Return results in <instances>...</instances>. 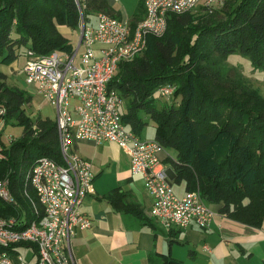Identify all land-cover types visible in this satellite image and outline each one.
<instances>
[{"label":"trees","instance_id":"trees-1","mask_svg":"<svg viewBox=\"0 0 264 264\" xmlns=\"http://www.w3.org/2000/svg\"><path fill=\"white\" fill-rule=\"evenodd\" d=\"M108 8L107 0H0V63L13 64L22 49L37 55L72 52L75 46L60 27L80 28L82 17L92 24L99 10L122 17ZM138 8L137 14H142L132 18V26L146 14L144 0ZM198 8L205 10L194 11ZM232 54L250 58L254 72L264 71V0H227L218 9L198 6L171 14L164 35L150 36L141 54L121 62L108 86L124 100L122 121L130 130L139 136L149 117L155 123V140L176 151V182L186 181L188 191H200L208 204H222L221 211L233 219L261 227L264 92L229 65ZM165 84L174 85L175 92L167 98L171 102L159 106L155 95ZM32 98L29 91L10 85L8 75L0 71L6 124L24 128L10 146L3 144L6 159L0 160V180L10 179L21 205L0 201V215L5 217L20 216L22 207L32 215L23 195L24 180L40 157L62 163L57 123L28 116L25 106ZM120 190L113 189L107 197L113 202L118 197L117 204L126 197ZM119 207L142 216L134 204ZM160 257L161 264H183L171 253Z\"/></svg>","mask_w":264,"mask_h":264},{"label":"built area","instance_id":"built-area-1","mask_svg":"<svg viewBox=\"0 0 264 264\" xmlns=\"http://www.w3.org/2000/svg\"><path fill=\"white\" fill-rule=\"evenodd\" d=\"M219 2L144 0L146 14L135 26L128 18L100 11L95 22L81 27L79 44L72 52L28 53L24 67L27 83L57 109L62 163L43 156L26 171L23 195L32 215L23 207L20 216L0 215V264H76L71 240L78 230L92 226L80 206L94 192L95 179L91 160L78 153L81 141L116 143L129 155L132 174L144 177L145 188L153 197L150 214L167 230L210 225L214 212L200 191L176 193L161 158L166 149L155 139L140 138L123 123L124 100L108 85L121 62L134 59L147 48L150 36L164 35L171 14L198 6L212 9ZM158 91L170 98L175 86L165 84ZM6 115L7 108L0 106V136ZM4 159L0 142V160ZM0 201L21 207L9 178L0 180ZM17 244L33 247L37 259L25 261L21 247H14Z\"/></svg>","mask_w":264,"mask_h":264},{"label":"crops","instance_id":"crops-1","mask_svg":"<svg viewBox=\"0 0 264 264\" xmlns=\"http://www.w3.org/2000/svg\"><path fill=\"white\" fill-rule=\"evenodd\" d=\"M121 16L130 20L134 17L128 13ZM161 158L173 185L178 184L180 194H177L184 195L188 191L187 182L175 181L173 162L177 153L173 155L166 150ZM92 164L94 192L80 206L81 212L92 220V226L78 230L71 240L76 264H161L162 253H171L183 264H264V223L261 227H250L222 212V204H208L214 212L209 226L192 224L167 230L150 214L153 197L145 188L142 175L119 178L107 187L102 181L103 163ZM117 187L126 197L116 204L118 197L113 202L107 195ZM122 203L134 204L142 216L120 208Z\"/></svg>","mask_w":264,"mask_h":264},{"label":"rangeland","instance_id":"rangeland-1","mask_svg":"<svg viewBox=\"0 0 264 264\" xmlns=\"http://www.w3.org/2000/svg\"><path fill=\"white\" fill-rule=\"evenodd\" d=\"M140 1L141 0H119L118 2H112L111 0H108V9H111V12L113 10V12H116L117 14L125 15L126 13H128L131 17H133L140 10V8H138ZM226 1L227 0H220L219 3H216L214 5V8H221L226 3ZM197 10L200 11L205 9L198 8L194 11ZM99 11H97L96 13H98ZM94 18L95 19H93V21L95 22L96 17ZM84 24H86L85 18L82 17L79 25L80 28H73L70 26L63 25L60 27V31L65 37L70 40L72 45L77 47L80 41L81 27H83ZM27 56V49H22L21 55L13 64L3 65L0 63V71L8 75V83L10 85H16L22 89L29 91L32 94V101L25 106L26 113L28 116H30L34 121H36L38 118L51 119L52 121H56V107L52 105L48 100H46L43 96L35 93V89L33 88V86L29 85L26 81V73L24 71V67L27 61ZM228 61L229 65L236 66L242 71V73L251 85L260 88L264 92V71L254 72L250 58L245 57L241 54H232L229 57ZM155 96L158 100L159 106H163L166 103L171 102L172 100L162 97L159 91L156 92ZM146 121L148 124L145 126L144 130L140 133L139 136L140 138L145 140L155 139V123L149 117L146 119ZM23 130L24 128L22 125H11L10 123H7L4 128V131L0 136V142L2 144V147L4 148V145L10 146L13 140L20 138L23 134ZM78 153L81 156L89 157L91 161L95 164V166L98 164V162L103 163L104 176L102 178V181L107 187L113 186V184H115V182L119 178L127 179L129 176L133 175L129 156L123 149H121L115 143L105 142L101 144H86L85 142H82L78 145ZM171 153L173 155H176L175 150H171ZM173 187L176 193L180 194L178 184L175 183ZM19 252L23 255L25 261L32 262L37 259L33 247L23 246L21 247Z\"/></svg>","mask_w":264,"mask_h":264}]
</instances>
